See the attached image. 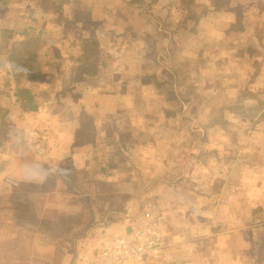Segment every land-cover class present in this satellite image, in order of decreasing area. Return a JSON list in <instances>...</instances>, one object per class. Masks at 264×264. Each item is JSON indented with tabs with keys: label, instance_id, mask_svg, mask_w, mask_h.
Returning <instances> with one entry per match:
<instances>
[{
	"label": "crops",
	"instance_id": "1",
	"mask_svg": "<svg viewBox=\"0 0 264 264\" xmlns=\"http://www.w3.org/2000/svg\"><path fill=\"white\" fill-rule=\"evenodd\" d=\"M154 1L149 0V4ZM172 1L170 11L173 9L174 13H179V17L180 13L182 17H187L186 22H183L182 31H179L178 25L173 26L177 22L170 23L172 32L162 29L165 23L163 20H159L161 25L157 24L155 30L149 29V25L145 22L141 26L138 20L143 21L144 17H149V11L147 14L134 13V15L126 9L116 11L117 8L124 7L116 0H108V3L107 0H0V48L3 46L6 51L13 50L12 57L5 61L0 60V70L11 61H13L12 65L19 66L18 63L21 62L19 52L23 49L42 56V60L31 61V64L33 66L46 64L47 73L52 72L55 66L69 70L68 73L59 75L60 87L67 93L57 94L51 82L49 84L53 92L51 99L34 95L29 85L26 86L28 88L22 87L5 74L4 76L0 74V264H87L86 259L92 260L90 264H102L105 261L107 264H264V142L260 141L261 143L257 146L259 148L257 159L254 160V165H250L254 169L253 173H249L248 167L239 168L244 167L241 160L237 161L239 164L237 166L236 163V170L233 169L226 155L217 158L213 154L215 157L212 156V160L208 152L204 153L205 156L201 153L197 154L198 152L189 155L192 166L198 167L197 170L191 171L189 177L190 187L193 188L194 184L196 187L193 191L189 190L191 201L188 204L184 200L175 199L173 204L165 205L162 213L165 214L168 221L166 222L161 221L162 216L159 214L158 205L150 201V198H133L136 194H142L145 197L149 187L147 184L137 186L135 193L129 192L130 195L121 206L113 205L115 210L111 213H107L108 206L102 209L101 204L87 202V199L98 198L87 193L85 183L82 187L74 186L75 177L70 179L68 174L58 173L53 166L61 159L48 148L52 145L51 141L54 138H51L47 131H45L46 135L43 130L32 127V124L26 125L23 120L25 113L33 119H36L40 113L39 121H42L40 125L47 129L60 131L68 127L71 131L79 130L82 133L81 124L75 128L70 121L73 111L68 109L69 101L66 102L63 97L69 95L77 103L75 111L78 110L79 115L87 114L92 119L94 117L95 121L90 129L95 130L98 137L105 140L103 136H106L104 133L106 125L109 128L114 124L106 115L112 116L119 113L117 111L128 109L129 100L134 101L135 96L131 93L129 85L136 77H141V72L145 71L149 65L157 69L158 72L155 75L161 76L162 79L159 80L165 85L171 79L176 83L179 64L189 68L190 64L186 65L185 59L171 63L174 54L169 50V46L165 48L166 43L168 45L176 42L174 51L179 53L194 51L196 48L199 51L207 49L198 44L199 41L206 40V29L196 30L188 22L194 21L193 11H196L198 7L196 2H198L197 5L201 3L204 6L200 16H205V12L211 9L210 5L205 7L208 0ZM232 1L235 2L226 8L216 5L212 9L219 14L227 12L235 15L237 10L235 6L239 5L236 0ZM124 5L127 4L124 3ZM88 19L94 20L93 27L83 26ZM229 22L234 24L233 19ZM243 26L244 24H241L235 29L234 25L228 24L227 30L241 32L242 35H238V41H240L241 38H245ZM168 27L166 26L167 29ZM87 28L92 30L89 31ZM85 33L87 37H91L88 45L82 38L86 37ZM151 33L155 36L153 40L159 45L160 54H153V49L157 45L152 46V40L147 38ZM225 36L228 38L227 40L224 38L222 45L214 42L217 49L222 50V47L224 49V45H228L231 41L228 33ZM243 41L245 43L246 40H241ZM23 43L24 48H22ZM240 45L242 47V44ZM143 50L146 52L143 53ZM242 54L243 51L228 60V64L235 62L234 68L227 69L234 80L241 79L239 73H242V69L239 64H244L243 73L249 74L251 64L259 60L254 54H243L241 57ZM205 58L202 60L197 57L196 74L198 75L196 77L208 75L207 70H202L201 65L208 66L216 63ZM262 58L260 56V60ZM153 59V65L146 63ZM112 61L113 68L108 67L106 63ZM119 61L123 64V70L119 69ZM166 61L170 65H166ZM136 64L139 66L136 67ZM228 64L227 66H230ZM256 64L258 67L261 66L259 69L256 68V73L260 70V73H264L262 70L264 59L262 63L257 61ZM102 68H105L104 71L101 70ZM114 70L115 74L116 70L122 72V78L126 82L124 91L118 88L117 90L111 85L114 79L111 72ZM149 74L150 72L143 75ZM229 75L226 72L222 74L223 80H226ZM118 76L121 77L119 74ZM263 76L260 80L264 79ZM185 78L188 81L193 79L188 76ZM23 91L29 94L26 102ZM60 98H64V109L57 103ZM5 99L7 100L4 101ZM123 105L125 108H122ZM167 111L170 115L174 113L172 109ZM250 112L251 108L245 109V113L250 114ZM255 112L258 114L257 118L261 119L264 108H256ZM58 113L63 115L67 113L69 116L64 115L61 118L63 123L60 122L56 128L51 127L55 124L54 116ZM44 114L47 116L45 117ZM103 116H105L104 119H102ZM5 120L8 124L6 127L3 123ZM198 121L196 112V122ZM260 121L263 125L262 119ZM256 125L259 129L263 127L258 123H255L254 127ZM35 129L40 132L38 133ZM127 138L129 142H123L120 149L121 147L124 149L125 144L127 147H134L137 144L133 138L130 139L129 136ZM27 139L31 143L26 142ZM225 139L223 138L222 141L226 142ZM36 141L45 143L43 152H40L42 149L35 150L41 153L40 161L27 158L29 154H32V150L23 149L26 145H34ZM75 141L74 143V140L70 138L67 145H60L57 149H61L63 154L67 153L71 157L74 155L75 160H81L85 154H88L89 146L86 143L89 142L83 134ZM161 144L164 146L165 142ZM174 144L181 146L177 143H173V146ZM169 146H166L167 149ZM54 148L53 146L52 150ZM97 148L100 147L97 146ZM97 148L93 147L95 153L103 150ZM165 150L166 148L161 149V152ZM213 159L218 163L215 167L209 166ZM161 160L167 162V159L162 157L158 159V161ZM179 160L180 162H178V156L175 157L174 161L177 165L182 164L187 157L179 158ZM38 166L46 168L49 176L47 175V179L44 177L45 181L37 185V181H40L39 174L35 172ZM199 169L200 174H194ZM167 171L165 169L160 172L164 190H170L169 185L174 181L173 177L178 179L184 174L182 169L172 172L173 174ZM97 173L98 171L95 174ZM128 173L130 172L127 171L126 176ZM232 175L237 180L235 186L230 184ZM83 178L85 177L80 176L81 180H85ZM128 178L130 179V175ZM124 180L127 182L126 177ZM136 182L133 184L136 185ZM184 191L175 188L177 194H185ZM165 194H171V192L164 191L157 196L165 199ZM149 195H153L152 192ZM118 196L119 191L110 195L112 198ZM198 201L202 204L198 205ZM95 209H97L96 213ZM186 209H189L187 228L172 229L170 234L164 236L163 225L175 224L169 218L170 215L177 216V221L182 222L184 214L176 212ZM149 226L155 231L158 239L156 249L145 252L141 257L131 255L123 260L119 256L101 255L105 243L112 247V243L119 238H122L125 243L134 245L135 232L139 229H147ZM184 233H187L186 237L183 236ZM44 237L50 238V246L44 244Z\"/></svg>",
	"mask_w": 264,
	"mask_h": 264
},
{
	"label": "rangeland",
	"instance_id": "2",
	"mask_svg": "<svg viewBox=\"0 0 264 264\" xmlns=\"http://www.w3.org/2000/svg\"><path fill=\"white\" fill-rule=\"evenodd\" d=\"M116 1L117 3H120L121 6H124L123 8H117L116 11L126 9L127 12L129 11L133 15L134 13L147 14L149 11V17H144L145 19L143 18V21L142 19H139L138 23L143 26V22H145L149 25V29L152 28V30H155L158 26L157 24L161 25L159 20L165 21L162 29L165 28L169 32H172V26L170 25L171 22H177L174 23L173 26L178 25L177 28L179 31L183 30V22H186L185 18L187 17H182L181 13L179 17V13H174L173 9L170 11L173 2L172 0H155L150 4L149 0ZM227 1L228 0H208V4L205 5V7L210 5L211 9H208V11L205 12V16H200V13L204 11V6H202L201 3L197 5L198 2H196V6L198 7H195L196 11H193L192 16L194 21L188 23L193 26L192 28H196V30L206 29V40L204 39L205 41L202 40V42L199 41L198 44H200L199 46L203 45L207 49L199 51V49L196 48L194 51H181L179 53L174 51L176 49V42L168 45L166 43L165 48L167 49V46H169V50L174 54L171 58V63H175L180 59H185L187 60L186 65L190 64L189 68L179 64V74H177L176 83L171 79L169 83L167 82L165 85L159 80L162 79L161 76L155 75L158 72L157 69L154 68V66L149 65L145 71L141 72V77H136L133 82H131L132 84L129 85L131 93H134L135 96L133 99L134 101L129 100V106L127 105L128 109L117 111L119 113L112 116L106 115L114 124L109 128H107L106 125L104 130L106 136H103L105 140L98 137V133L95 130L90 129L95 121L94 117L92 119L87 114L79 115L77 112L78 110L75 111L77 109V103L74 102L69 95H64L63 97L65 99H63L66 100V102L69 101L67 102L70 106L68 109L73 111L70 121H72L75 128L81 124L82 133H80L79 130L78 132L71 131L68 127H65L60 131H52V129H47L45 126L40 125L42 122L41 120L39 121L40 113L36 119H33L28 113H25L23 120L26 125L32 124V127H36V129L43 130L44 132L47 131V134L50 135L51 138H54L52 139L53 142L51 141L52 145H49L48 148L51 152L54 151L56 157L61 158L57 164L54 163L53 165L56 171L60 174L63 172L68 174L70 179H72L71 177H75L73 182L74 186L82 187L83 183H85V186H87L88 189L87 193L98 198H93L92 200L87 199V202L91 201L97 205L101 204L102 209H104V206H108L107 213H111L115 210L113 205H120L124 200L126 201L127 197L130 195L129 192L135 193L137 191V186L140 184H147L149 187L148 193L145 194V197L142 194H136L133 198H150V201H154L156 205H158L157 208L159 209V214L162 216L161 221L165 220L168 222L165 214L162 213L165 205L167 203L169 205L171 203L173 204V200L175 199H178L179 201L184 200L188 204L191 201L189 190L193 191L194 187H196V184L193 185V188L190 187L189 177L191 171L197 170L198 167L192 166L189 155L198 152L197 154L201 153L205 156L204 153L208 152L211 160V157L214 156L213 154H215L217 158L221 155H226L228 161L230 159L229 165L232 166V168L234 167L233 169L236 170V167L239 164L237 161L241 160V164L244 167L239 165V168L248 167L250 169L249 173H253L252 171H254V169H252V166L250 165H254V160L256 161L257 159V152H259L257 146L261 142H264V123L261 125L260 121L262 119L264 122V115H261V119H258V114L255 112L256 108H264V79L260 80L264 73H260L261 70L256 73V70L261 67H258L256 62L259 61V63H262L264 59V0H236V3H238L239 6H235L237 8L235 15L227 12L219 14L212 9L216 5L226 8L231 5L232 2H235L232 0L229 2ZM124 3L127 5H124ZM231 19H233L234 24L229 22ZM65 21L67 22L71 20ZM93 22V19H88L85 24L83 23V26L88 25L93 27ZM228 24L234 25L235 29L239 25L244 24L243 27L245 32L243 34L245 35V38L243 39L246 40L245 43L244 41L241 42V40H243L242 38L238 41V35H242L241 32H230V30H227ZM235 24L238 25L236 26ZM166 26H169V30ZM87 30L91 31L92 29L87 28ZM227 33L229 34V40L231 41L228 42V45H224V49L223 47L222 50L217 49L214 42L222 45L224 38L226 40L228 38V36H225ZM185 37L187 38L188 36L186 35ZM82 38L86 40L87 45L90 44L89 39L91 37H87L86 35L85 38ZM147 38L152 40V46H158L154 47L153 54H160V50L158 49L159 45L153 40V38H155L154 34L151 33L150 37L147 36ZM240 44H242V47H240ZM7 46L6 48H10ZM24 46L23 43L22 48H24ZM225 47H227V49H225ZM8 50L6 51L5 47L1 46L0 60L5 61L7 58L12 57L13 50ZM242 51L243 54H254L259 60H255L254 64H251V71H248L249 74H246L245 72L243 73V67L245 65L239 64L240 69H242V73H239L241 79L238 78V80H234L227 72V69L234 68L233 66H235V62L229 63L230 66H227L228 60H230L235 54H240ZM144 52L146 51L143 50V53ZM243 54L241 57H243ZM19 56L21 57V62L19 61L20 63H18L19 66L12 65L13 61L9 62L7 66L1 68L0 74H2V76L5 74L8 78H11L15 84H19L22 87L29 85L34 95H39V97H47L48 99H51L53 94L52 89L50 88L51 85H49L51 82H53V88H56L55 92H57V94L59 93V95H63L66 92V90H62L60 87L61 84L59 80L60 76L68 73L69 70L55 66L56 68L53 69L52 72L47 73L46 64L41 66H33L31 64V61L39 62V60H42V56L40 57L36 55L35 52L24 51V49L19 52ZM203 56L206 57L205 59H210L216 63L208 66L201 65L202 70H207L208 75H200L201 77H196V75H198L196 74L197 57L198 59L202 58L203 60ZM260 56L261 58L263 57L261 60ZM24 58H26V60ZM146 63L153 65L154 59L146 61ZM165 63L166 65H170L167 61ZM106 64L108 67L113 68V61ZM118 65L120 66L119 69L121 68L123 70L122 62L119 61ZM137 66L139 65L136 64V67ZM104 69L105 68H102L101 70L104 71ZM5 70L7 71L5 72ZM43 70L44 72H42ZM224 70H226V74L229 75L226 80H223L222 78V74H225ZM262 70H264V67ZM114 72L115 70L111 72L114 75V79L111 82L112 87L124 91V88H126V82H124L125 80L122 78V72L120 70H116V74ZM148 72H150L149 75H143L144 73L148 74ZM118 74L121 75V77H119ZM183 75L193 79L188 81L185 78L186 76ZM32 84L34 85V88ZM134 87L136 88L135 90ZM63 99L60 98L57 101L58 105L61 104L62 107L64 102ZM6 100L7 99L4 101ZM39 100L40 99H38V101ZM125 106L123 105L122 108H125ZM165 108L166 111L172 109L174 113L170 115L169 111L164 112ZM246 108H251L250 114L245 113ZM196 112L199 118L198 122H196ZM59 113L54 116L55 122L50 119L55 123L52 124L51 127L56 128V126L62 122L61 118L64 115L66 117L69 116L67 113L64 115ZM44 116L46 117L47 114H44ZM104 118L105 116L102 117V119ZM109 119L108 122L110 121ZM3 123L4 127L8 125L6 120ZM255 123H258L263 127L261 129H259L257 125L254 127ZM57 130H59V128ZM81 134H83V137L89 142L86 143L88 144L87 146H89L87 149L88 154H85L81 160H75L74 155V157H71L67 153L63 154L61 149H57L60 145H67L70 138H72L75 143L76 138H80ZM127 136H129L130 139L133 138L135 140L134 142L137 144L134 147H127L125 144V148L123 149L121 147L120 149L123 142H129ZM223 138H226V142L222 141ZM26 142L31 143L28 139ZM163 142H165L164 146L161 144ZM173 143L181 144V146L178 147L175 144V146H173ZM33 144L34 145L32 146L26 145V148L23 149H28L29 151L32 150V154H29L27 158H31L33 161H40L41 153L36 152L35 150L42 149L40 152H43L45 149V143L42 141H36ZM167 145H170L168 147L170 150L167 149ZM53 146L55 148L52 150ZM95 146L96 148L97 146L100 147L97 149L103 150L95 153ZM164 148H166V150L161 152V149L164 150ZM71 152L75 154V152ZM177 156L178 162H180L179 158L187 157V160L182 164L180 163L177 165L174 161ZM161 157L167 159V162L164 160L158 161ZM214 161L215 160L213 159V162L211 161L209 166H217L218 163ZM179 168L184 171V174L180 175V178L178 179H174L173 177L172 179L174 181L169 185L170 190H164L163 183H161L163 177L160 178V172L165 169L171 173L177 172L181 170ZM96 171H98V175L95 174ZM127 171L130 172L128 173V176H126ZM35 172L40 176V181H37V185L40 182L45 181L44 177L47 179L48 174L46 168L38 166ZM194 174L199 175L200 169L194 172ZM129 175L130 179L128 178ZM233 175L230 178L231 186H235L237 183V180ZM80 176H84L85 178L83 179L85 180H81ZM124 177L127 178V182H125ZM135 181H137L136 185L133 184ZM247 182L249 183V181ZM23 187L24 186H21V188ZM175 188H177V190H185V194L175 193ZM90 190L92 191L91 193L89 192ZM117 191H119L120 196L116 198L110 197L111 194H114ZM164 191L171 192V194H165V199L162 198V196L158 198L157 194ZM151 192L153 195H149ZM218 198L221 201V196ZM200 204L202 203L198 201V205ZM110 207L112 208L111 210L109 209ZM96 212L97 209H95V213ZM176 213L184 214L182 217L184 221H177V216L170 215L169 218L172 219V222H175V224L171 226L163 225L164 236L170 234V230L172 229L180 230L187 228V214L189 213V209L178 211ZM186 234L187 233H184L183 236L186 237ZM44 240V244L50 246V238L44 237Z\"/></svg>",
	"mask_w": 264,
	"mask_h": 264
},
{
	"label": "built area",
	"instance_id": "3",
	"mask_svg": "<svg viewBox=\"0 0 264 264\" xmlns=\"http://www.w3.org/2000/svg\"><path fill=\"white\" fill-rule=\"evenodd\" d=\"M150 227L151 226L147 229H139L135 232L136 243L134 245L128 242L125 243L122 238L116 239V241L112 243V247H109L108 244L105 243L101 255L119 256L123 260L125 257L131 255L141 257L145 252L156 249L158 246V239L155 231L151 230ZM86 261L88 262L87 264H90L92 260L86 259L85 262ZM102 264H107V261Z\"/></svg>",
	"mask_w": 264,
	"mask_h": 264
},
{
	"label": "trees",
	"instance_id": "4",
	"mask_svg": "<svg viewBox=\"0 0 264 264\" xmlns=\"http://www.w3.org/2000/svg\"><path fill=\"white\" fill-rule=\"evenodd\" d=\"M23 94H25V97H24V95H23V97H24V99H25V102H26V100L27 99H29V94L26 92V91H23ZM120 196V195H119ZM122 200V199H121ZM121 202V201H120ZM122 204L120 203V205L119 206H121Z\"/></svg>",
	"mask_w": 264,
	"mask_h": 264
}]
</instances>
